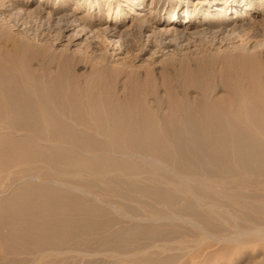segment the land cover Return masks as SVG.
I'll return each mask as SVG.
<instances>
[{
	"label": "bare ground",
	"instance_id": "bare-ground-1",
	"mask_svg": "<svg viewBox=\"0 0 264 264\" xmlns=\"http://www.w3.org/2000/svg\"><path fill=\"white\" fill-rule=\"evenodd\" d=\"M65 3L55 7L51 0H40L25 14L37 18L46 15L58 29L63 46H76L84 37L96 50L99 45L106 46L95 52L99 64L113 60L121 64L122 43L130 38L132 29L147 30L145 17L153 14L141 6L147 14L134 12L136 17L126 26V21L111 18L109 6L104 13L107 21L101 26L103 20L89 13L93 10L80 16L77 8L64 11ZM211 3L222 8L209 11ZM188 4L182 18L171 16L166 21L170 26L155 28L149 36L162 39L164 49L175 53L173 39L210 33L215 37L212 46L217 54L207 65L196 64L195 70L182 66L179 76L187 90L175 93L167 84L165 99L156 89L146 93L139 75V80L135 82L136 75L133 85L128 83L131 87L120 96L113 68L110 71L102 64L83 73L78 70L81 58L85 59L80 54L51 52L50 46L42 45V41H49L45 36L37 37L41 44H34L23 37L22 31L14 35L0 29V264H56L60 255L94 241L109 247L111 259L118 264H179V253L172 251L180 250L183 243L159 242L162 229L138 223L126 231L113 229L111 235L97 238L100 234L96 232L110 227V220L86 218L84 214L83 218H72L76 209L86 213L82 198L85 186L103 175L106 177L102 181L112 193L120 189V175H131L137 192L166 204L169 210L184 200L188 213L212 217L222 203L237 210L231 216L226 211L232 220L237 216L245 222L264 218V197L259 195L264 191V39L254 40L253 35L242 41L251 30L258 35L260 30L255 25L264 22V0H189ZM100 5H94L98 16ZM153 5L155 1L151 9ZM26 17L14 21L13 27L18 30ZM149 43L147 53L155 56V47L152 41ZM213 60L222 62L221 76L237 67L245 75L235 76L236 81L234 76L232 81L219 76L225 86L223 95L210 96L205 80L197 81ZM189 88L196 89L197 94H191ZM149 96L154 97V106ZM163 108L168 112L162 115L159 111ZM42 168L50 170V176L40 174ZM142 172L152 175L156 184L143 181L147 185L141 186L142 180L136 176ZM56 174L66 175V181H58ZM216 174L226 176L216 179ZM199 206L206 209L197 210ZM237 227L231 243L242 244L244 235L264 237V227L251 232Z\"/></svg>",
	"mask_w": 264,
	"mask_h": 264
},
{
	"label": "rangeland",
	"instance_id": "rangeland-1",
	"mask_svg": "<svg viewBox=\"0 0 264 264\" xmlns=\"http://www.w3.org/2000/svg\"><path fill=\"white\" fill-rule=\"evenodd\" d=\"M153 1H155V5H153L154 10L151 9V4ZM28 2L31 3L29 6H28ZM39 2H40V0H0V29L2 30V32L14 34V35L17 33L22 34V32H23V34H22L23 37L24 38L26 37V39L30 40L34 44H36V43L39 44L40 41H38L37 39L42 38V36H45L47 38V40H49V41H47V42L42 41V43H43L42 45L47 46L48 48L50 46L49 49L51 50V52H59V51L61 52L63 50H67V51H71L72 53L80 54V57L81 56L85 57V59H84L85 61L83 60V58H81V60H82V61L80 60L81 64L79 63L82 66V68L80 65H78V68L80 66V68L78 70L83 72V73H88L89 72L88 70L91 69L92 67L93 68H95V67L100 68V66L102 64H103L102 66L104 68L110 67V71H112L111 69L113 68L114 71H112V72L116 73L114 75V77L116 76L118 78V79L114 80L115 84H116L115 87L117 90L119 89L118 94H120V96H122V94H123L122 92L124 91V89H129V87H131V85H133V80L135 78H137L138 75H139L141 81L139 80V77H138L137 79H135V82H137L139 80V82L141 84L143 83L142 86H143L144 90L146 91V93L149 92L148 94H150L153 89H156V91L159 93L157 95L159 97H162L163 99H165V97L167 96L165 93V90H167L168 88H173L175 93L182 92V90H184L183 86H182L183 82L181 81L182 79L179 76L180 71H181V67L184 65H186V66L189 65L190 69H194V67L195 66L198 67L197 65H199L200 63L203 65L204 64L207 65V61H210L209 59H212V57L216 56L215 54H217V53H215L217 51H215V48H213V46H212L213 40L215 37L213 36V34H210V33L201 34L202 36L199 35V36H195V37H183V38L173 39V44L176 47L175 53L167 52L168 49H164L162 39H160L156 36L155 37L149 36L150 34L152 35V33L155 31V28L165 29L166 27L170 26V25L166 24L167 23L166 21H168L169 18H171V16L176 15L179 17V19L182 18L184 15L185 8L187 7V5H189L188 4L189 0H159L158 3H157V0H96V1L95 0H51L52 5L55 7H59L61 4H63V2H66L64 5L67 7L64 11L72 12L75 8H77V11L81 10L80 16H83L86 13H88L90 10H93L92 12H89V13L94 15L95 18L99 17V19L103 20V24H101V26H103L104 23L107 21V17H104V13H106L109 6L112 8L111 18L113 19L114 17H116V19H119V21H126L125 22L126 26L127 25L130 26L132 23L131 21L134 19V17H136L133 14L134 12L141 13L143 15L147 14V11H143L140 8L141 6H143L144 8H146L149 11H152L153 14H151V15L147 14V16L145 17V22H146V24H148L149 30H148V28H147V30L146 29H139L138 27H137L138 29L134 28L131 31L132 35L129 38L130 40L128 39L126 41L127 43L126 42L122 43L123 44L122 52L124 54L123 60L125 61V63L123 62V60H121L120 61L121 64H119V62H118L119 60L118 61L113 60L112 62H109V63H107V62L103 63L102 61H100L101 64H99V61L97 60L98 58L96 56L98 53L97 50L99 48L100 49H104V48L106 49V46L103 44V46H105V47H100V45H99V48L96 50L95 49L96 47H94L93 43H91L89 40H84L85 37L81 40H78L77 41L78 45H76V46L75 45L74 46L69 45L66 47V46H63L62 43L59 44V42H60L59 38H61V35H59V32H57L58 29H56L54 27V23L51 20L46 19L47 18L46 15L43 18H37V17H35V15L30 14L27 16L25 14L26 11H31V9L33 10L35 7H37ZM97 2L101 3V5L99 7L100 8L99 13L100 12L101 13L99 14V16L96 13L98 10H97L96 6H94ZM210 6L211 7L209 8V11H214V9H216V8H222L221 5L218 3H216L215 5H213V3H211ZM118 11L120 12L119 14L116 13ZM215 13H216V11L213 12V14H215ZM232 13H233V11H232ZM17 14H19L20 17ZM24 17L27 18V19L25 18L26 21L24 20V22L27 23L28 25H26L24 22H22L23 24L18 23L20 30L19 29L17 30V27L14 28L13 25H15V22H21L22 20L20 21V19H22ZM15 18H16V20H15ZM18 18H20V19H18ZM11 19H14L12 21L13 22L15 21V22L11 23L12 22ZM261 22L255 25V28L257 27L258 30H260L258 35L255 34L253 32V30H251L249 32V34H247L243 37L245 40L244 39L243 40L241 39V40L246 42V37H249V36L252 37L253 35H254L253 37H255V38H253L254 40H256V39L258 41H259V39L263 40L264 39V33H262V32H264V22L263 21H261ZM11 25H12V27H11ZM177 27L181 28V29L183 28V26H180V24L177 25ZM19 31H22V32H19ZM69 35H70V33L67 34V36H69ZM34 38H36V39H34ZM65 38L69 39V41H70V37L69 38L65 37ZM169 38H172V37H169ZM168 40L169 39H167L165 41H168ZM148 41L149 42L152 41V43H153L152 48L155 47L153 49L155 52V54H154L155 56H152L151 54L147 53V49L150 48L148 45L150 43ZM242 41H239V42H242ZM77 49H79V50H77ZM100 49H99V51H100ZM77 51H80L82 53H79ZM96 51H97V53H95ZM146 54H148V55H146ZM169 54H172V55H169ZM93 57L96 58L97 61ZM142 59H144V60H142ZM202 60L203 61L205 60L206 63H205V61L203 62ZM114 62H117V64ZM218 62L219 63H217V60L216 61L213 60V63H217V64L212 63V65H209L208 68L206 67L205 69L207 72L205 70L202 72L204 74L206 73L205 75L202 74V76L204 75L203 78H200V77H202L201 75L198 76V78H197L198 79L197 81H199V79H200L204 82V80H205L204 83L206 85H208L210 88V90L208 91V94L211 93V94H209L210 96H212V95L213 96L223 95L225 93V91H224L225 86L223 85V81H222L223 77H227L231 81H232L233 76H234L233 77L234 81H236L237 76L238 77L241 76V78L245 77V75H244V73H242V71L240 74V69H242L240 67L239 68L237 67L238 69L234 68L229 73H225V74L223 73L226 76H224L223 74H222L223 76H221V73L224 71L223 70L224 67H221V65L223 66V64H221L222 63L221 61L218 60ZM122 63H123V65H122ZM261 63H262V66L264 67V55L262 56ZM37 64H38V62H35V64H34L35 67L37 66L36 69L39 68ZM203 65H201V66H203ZM213 65H215L216 67ZM218 65H219V68H218ZM214 70H216V71H214ZM221 70H222V72H221ZM119 72H120V74H119ZM215 72L218 73V75ZM234 72H236V74ZM114 73H111V76ZM230 73H233L234 75L233 74L231 75ZM130 74L133 77H131ZM148 74H149V79H148ZM208 74H209V76H210V74H212L211 76H213L214 74L215 75H214V77L210 76L211 77V79H210ZM118 75H119V77H118ZM128 75H130V76H128ZM136 75H137V77H135ZM205 76H207V77H205ZM219 76H221L222 78H220ZM129 77L131 78V81H130ZM177 79H179V80L175 81ZM168 80H169V82H171L170 84L168 83ZM146 81H148V82H146ZM130 82H132V83H130ZM199 82H201V81H199ZM128 83H130L131 85H129ZM167 84L169 85V87ZM178 85L182 86V88L180 89V86H178ZM166 87H168V88H166ZM213 88H214V90H213ZM185 90H187V89H185ZM188 90L193 95L197 94L196 93L197 90L194 88H189ZM153 99H154L153 96H149V101H150L151 106H154ZM159 112H160V114H162V113L166 114L168 112V110L166 108H163V110H161ZM47 170H48L47 168H42L39 170V172H40V174H42L44 176H50L49 175L50 170L49 171H47ZM202 172H204V171H201V173ZM139 174L136 177L138 180H140V181L142 180L141 181L142 183H140L141 186L145 185V184L147 185V183L151 184V186H154L156 184V183H153V180H155V179L153 178L152 175L147 174V173H143V172L139 173ZM57 175L58 174H56L58 181H61L63 178L66 181V179H67L66 175H64V177H63V174H59L58 176ZM216 175L213 178H215ZM125 176H127V177H125ZM222 176L225 177L226 175H219L218 174L216 179H218V177L220 178ZM105 177L106 176L103 175L100 178H98L99 180L97 179L98 181L85 186L86 189H84V191H83L84 193L82 195L83 196L82 198H84V201H85L84 204H86V205H84V207H86V209H87L86 213L83 210L76 209V211H75L76 213H74L72 215V218H74V217L75 218H83L84 216H86V218L87 217L88 218H100V221H102V220L104 221L105 219L110 220L111 221L110 227L100 228L99 232L98 231L96 232L97 234H100V235H98L99 237H97V235L94 234L95 237L102 238V237L111 235L112 231L113 232L120 231V230L126 231V230L132 228L133 226H135L136 224L141 223V224L149 225L151 227L153 226L152 228L156 227L158 230L162 229V230H160V231H162L160 234L161 236L159 235L160 237H157L159 242L166 241L168 243L169 242L172 243L175 241L176 242L180 241L183 243L184 247L181 244V249H180L181 251L177 250V249L175 251L174 250L172 251L174 253L175 252L179 253V255H180V263L179 264H203V263L204 264H264V237L258 238V236L253 237L251 235H249V237H247V235H244V237H242L241 241H243V243H245V244L242 243V244L238 245L237 243L229 242V240L232 239L236 235V230H237L235 228V227H237V225H235L236 223L239 225L238 227L241 228V230L245 229L244 231L251 232V231H254L256 229H260V228L264 227V220H263L264 218H261V219L260 218H252V219H248V221L245 222L244 221L245 218L243 219V218H240V216H239V218L236 219L238 217L237 216L236 218H233V220H232V218L230 219L229 217L226 216V211L228 210L230 212V216H231V215H236L238 213L237 210L233 209L230 205L227 206V204L223 205L221 203V205H220V203H218L214 200L213 201L210 200V201H212L213 203L214 202L218 203V205L220 206V208L218 207L219 211L217 210V213H216L217 216L214 215L211 217L208 215L205 216L204 214H203V216H201V215L191 214L190 212L188 213V211L184 210V206L186 205L184 200H182V201L179 200L177 202L176 206L174 208L171 207L169 210V209H167L169 206H167L166 204L163 205V203L158 201V200L157 201L155 199L152 200V198H150V197L148 198L146 195L144 196V194L142 192H140L139 190L137 192V190H135V188H136L135 185H137V184L134 185V183H132L131 178H133V177H131V175L129 176L126 174V175H124V177H123V174L120 175L121 181L123 180L122 181L123 185L121 184L122 187L119 186L120 187L119 191L121 192V194L118 190H116L112 193V190H110L108 188V185L103 183ZM71 179L72 178L69 177V180H71ZM102 179H103V181H102ZM143 181H145L147 183H145ZM74 182H72L73 184H71L69 182L68 183L73 186ZM65 183H67V182H65ZM130 186H132V187L134 186V187L132 188ZM250 189H253V187ZM128 191L129 192L131 191L132 193L130 192L131 193L130 194ZM117 192L119 195L117 194ZM124 192L126 194L128 193L127 196L129 197V199L126 196V194L122 195V193H124ZM251 192H253V191H251ZM247 194L249 195L248 191H247ZM260 194H262L261 196L264 197L263 196L264 191H260L259 195ZM124 195H125V197L123 198ZM104 197H105V199H104ZM1 200H2V198H0V203H1ZM102 203H104V204H102ZM200 207L202 209H200ZM222 208H225V209L222 210ZM203 209H204L203 206H199V209L197 208V210H200V211H204L206 208L204 210ZM83 214H84V216H83ZM172 215H174V216H172ZM149 218L150 219L154 218V219H151L152 221L155 220L156 218L157 219L155 221H153V223H152L151 220H149ZM162 218H163V220H162ZM158 219L161 221H158ZM240 219H242L243 221ZM139 220H141V221H139ZM146 221H147V223H146ZM148 222L150 224L151 223L152 224L150 225ZM155 222L157 224H154ZM163 222L165 225H163ZM165 232H168V233H165ZM163 235H166V236H163ZM95 237H92V238H95ZM161 237H163L162 240H161ZM204 237H205V240L203 239ZM97 238H95V239H97ZM159 238H160V240H159ZM94 242L89 243L90 244L89 246H88V244H85L86 246L83 244L75 246L74 248L77 247L76 250L73 249L72 252L70 251L67 254L60 255L61 257H58L56 264H66V263L67 264H112V263L118 264L116 262V259H114L113 257H112L113 259H111V256L109 254L110 251H108V250H110V249H108L109 247L107 248L106 246H101L100 244L98 245V243L96 245L95 244L96 242L95 243ZM150 245H151V243H150ZM90 247H92V248H90ZM191 248H193V249H191ZM74 250H75V252H73ZM112 261H114V262H112ZM124 264H127V263H124Z\"/></svg>",
	"mask_w": 264,
	"mask_h": 264
}]
</instances>
